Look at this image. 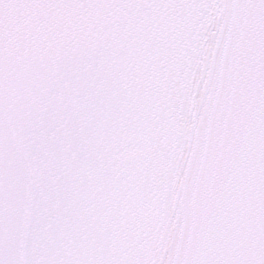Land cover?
<instances>
[{"label":"snow or ice","instance_id":"snow-or-ice-1","mask_svg":"<svg viewBox=\"0 0 264 264\" xmlns=\"http://www.w3.org/2000/svg\"><path fill=\"white\" fill-rule=\"evenodd\" d=\"M0 264H264V0H0Z\"/></svg>","mask_w":264,"mask_h":264}]
</instances>
